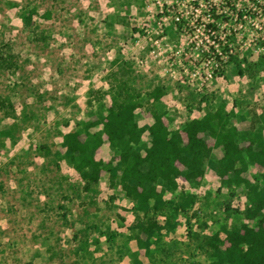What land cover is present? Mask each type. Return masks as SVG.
Listing matches in <instances>:
<instances>
[{
	"label": "rangeland",
	"instance_id": "374dc122",
	"mask_svg": "<svg viewBox=\"0 0 264 264\" xmlns=\"http://www.w3.org/2000/svg\"><path fill=\"white\" fill-rule=\"evenodd\" d=\"M32 7L26 26L21 13ZM9 53L14 65H0V264H210L207 238L246 221L248 204L246 187L222 183L220 148L199 185L180 177L166 193L165 208L150 213L162 228L148 237L149 217L110 171L84 189L63 136L95 118L101 92L110 102L124 84L143 96L163 87L171 128L222 102L239 129L258 125L264 0H0V56ZM235 60H246L244 74ZM152 107L146 98L140 125L153 122ZM97 157L112 160L107 142ZM263 170L251 164L243 175L262 184ZM184 192L196 203L173 209Z\"/></svg>",
	"mask_w": 264,
	"mask_h": 264
},
{
	"label": "trees",
	"instance_id": "16d2710c",
	"mask_svg": "<svg viewBox=\"0 0 264 264\" xmlns=\"http://www.w3.org/2000/svg\"><path fill=\"white\" fill-rule=\"evenodd\" d=\"M36 13V7L22 11L26 26L32 24ZM45 15L50 17V12ZM12 58L11 53L0 56V65L12 67ZM235 61L239 73L244 74L242 65L246 60ZM109 93L104 91L97 97L95 118L80 120L74 130L63 136L66 154L84 180V189L94 191L102 172L110 171L111 179L133 201L136 213L143 212L149 217L142 226L144 233L148 237L157 236L162 227L150 218V213L165 208V195L178 190L180 177L193 186L199 185L214 147L220 148L222 155L216 161V171L224 185L247 188L248 204L243 212L246 221L224 224L207 238L212 249L210 264H264V170L262 184H255L243 175L251 164L264 169V114L258 125L241 130L234 121L235 110H227V104L222 102L203 116L186 120L180 128H171L165 118L168 111L162 100L163 87L156 86L143 96L124 84L110 94V102L103 101ZM146 98L153 101L154 107L150 109L153 122L142 126L138 109L144 106ZM207 136L214 139L213 146ZM105 142L112 151L113 158L109 161L97 157ZM180 197L172 207L175 210L186 211L197 200L191 192ZM140 241L149 252L150 242Z\"/></svg>",
	"mask_w": 264,
	"mask_h": 264
}]
</instances>
